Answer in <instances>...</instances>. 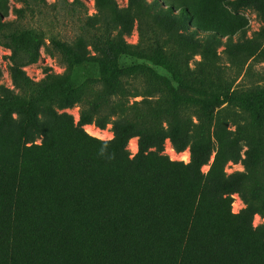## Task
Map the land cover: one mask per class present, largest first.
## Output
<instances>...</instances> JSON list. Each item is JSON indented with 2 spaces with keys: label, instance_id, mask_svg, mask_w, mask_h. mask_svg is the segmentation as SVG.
Segmentation results:
<instances>
[{
  "label": "rangeland",
  "instance_id": "obj_1",
  "mask_svg": "<svg viewBox=\"0 0 264 264\" xmlns=\"http://www.w3.org/2000/svg\"><path fill=\"white\" fill-rule=\"evenodd\" d=\"M114 1L120 11L115 30L120 29L128 43L143 45L136 13L130 8L129 1ZM143 1L149 3L151 10L161 18L172 20L173 23L163 22L165 26H170L173 35L179 32L187 37L184 43H179L176 36L174 39L162 36V39H170L163 40L167 52L183 51L185 61L181 66V75L184 78L204 83L212 80L237 90L264 89V60L238 54L235 50L236 44L246 46L264 26L253 5L235 4V0ZM95 13L94 0H0V86L8 87L17 94L23 93L11 80V49L4 44L8 35L28 30L40 36L38 60L24 67L30 78L39 81L48 72H69L52 44L53 39L68 43L85 57L94 54L92 34L97 32L99 23ZM196 43L207 47L211 45L218 58L213 60L210 55H203V48ZM134 61L122 56L120 65H130ZM144 62L160 77L149 73L130 75L122 79L121 84L126 91L108 97L96 66L90 64L88 76L78 78L74 87L75 102L62 109L51 106L54 114L41 113L38 127L29 129L26 136H22L25 129L22 116L13 113L10 120H6L0 114L2 179L14 174L22 161L26 165L24 180L28 187L21 189L32 201L22 225L13 228L0 218V264L9 260L6 251L12 242L8 253H16L13 257L15 264H123V261H126L125 264H177L176 258L169 260L163 254L165 242L162 240L149 243L150 253L145 246L147 254L143 258L133 256V253L119 254L107 246L109 242L104 241L101 235L95 236L97 231L94 229L52 222L38 202L45 199L49 190L60 188L57 179L61 176L67 180L66 189L72 195H106L112 199L114 206H137L132 202L140 197L138 192H141L145 174L134 167L141 162L155 165L163 176H174L181 181L182 186L174 188L170 199L161 205L160 202L156 204L165 218L161 224L174 227L184 223L183 217L192 198L187 186L207 184L244 171L242 159L247 146L236 130L239 125L252 129L251 113L227 102L217 105L213 109V118L203 123L212 143V152L208 162L199 169L190 165L188 147L177 150L168 138L164 140L161 152L151 148L142 158L138 154L136 136H131L124 144L119 142L110 123L117 115H128L132 121L151 127L166 128L175 117L184 123L197 121L195 111L199 105L196 104L185 105L177 116L163 113L165 99L172 100L174 97L165 80L171 81L172 85L176 83L169 72ZM117 95L128 96L121 98ZM93 100L101 103L100 117L108 121L103 129L94 123L78 124L80 109ZM130 104H135V107L131 109ZM36 168L40 169V175L35 173ZM260 172L261 167L257 174ZM51 176L57 182H50L48 178ZM2 185L0 180V191H4ZM227 196V204L218 203L220 196L209 190L204 214L214 215L229 208L235 216L233 223H228L231 226L229 231L225 227L221 236H237L241 244L248 232L244 227L251 226L255 230V241L250 248L255 252L258 249L257 256L254 253V264H264V257L260 254L264 252V217L250 215L237 193ZM105 200L111 203L108 198ZM13 231L14 236L11 235ZM107 249L110 250L109 255L106 254ZM232 255L236 258L233 264L250 263L251 254L241 259L235 251ZM189 264L198 263L193 261Z\"/></svg>",
  "mask_w": 264,
  "mask_h": 264
},
{
  "label": "trees",
  "instance_id": "obj_2",
  "mask_svg": "<svg viewBox=\"0 0 264 264\" xmlns=\"http://www.w3.org/2000/svg\"><path fill=\"white\" fill-rule=\"evenodd\" d=\"M130 8L136 13L140 39L144 44L128 43L121 30H115L120 16L114 0H94L96 16L98 18L97 32L92 34L91 46L94 54L85 57L78 53L68 43L53 39L52 44L60 54L66 69L65 74L46 73L44 78L35 81L26 73L24 67L34 63L39 57L40 36L32 31L23 30L19 33H11L4 44L11 49L10 70L11 80L15 87L23 93L17 94L12 89L0 86V114L6 120H10L13 113L24 118L25 129L22 136L28 134L29 129L38 127V116L41 113L54 114L51 106L59 109L69 107L75 102L78 78L86 77L90 64L96 66L101 78L106 96L116 95L126 88L121 84L122 79L136 74L145 73L160 77L144 61L169 72L172 80H165L167 86L173 92V99H165L163 113H172L177 116L185 105H199L195 111L196 122H180L174 118L165 128L163 126H146L141 122L129 119L128 115H117L110 123L114 134L120 143L124 144L131 136L138 138V154L142 158L146 152L153 148L155 151L163 150L165 139H169L177 150L188 147L190 152V165L199 169L206 164L212 152V143L206 135L203 124L213 118V109L222 102L237 106L251 113V126L239 125L236 133L246 141V150L242 164L243 172L229 175L224 179L212 180L200 185L186 187L192 197L188 204V210L184 214V223L179 226H163V213H159L156 204L170 199L174 188L182 186L181 181L174 176H163L155 165L144 163L135 164L139 172L145 175L142 178L140 197L132 203L137 206L112 205V199L106 195H82L71 194L66 189L67 180L60 176L58 190H49L44 200L38 204L52 222H64L71 226H84L96 230L95 236L101 235L104 241L109 242V248L119 254L133 253V256L142 257L149 251V243L153 240L164 241L165 256L171 260L176 258L177 264H189L196 261L198 264H233L236 259L232 253L237 252L238 259L250 255V263L254 264V253L257 256L258 249L253 251L252 241H255V230H248L241 244L237 236L222 237L221 231L228 223H233V217L229 208H225L214 215H205L206 194L210 190L219 195L218 203L227 204V195L237 193L246 205L245 210L250 214H259L264 217V89L256 91L231 89L221 83L210 80L204 83L202 80L184 78L181 75V66L185 61L184 53L178 49L167 52L164 48L162 36L166 35L184 43L187 37L183 33L173 35L170 26H165L163 21L172 22L161 18L151 10L149 3L143 0H128ZM235 4L253 5L264 21V0H235ZM151 17V19H149ZM173 23V22H172ZM170 23V24H172ZM0 21V25H1ZM186 38V39H185ZM203 48V55H210L215 60L218 58L216 51L199 43L195 44ZM238 54L264 60V26L258 31L257 36L248 41L247 45L236 44ZM122 56L133 58L130 65H120ZM141 60V61H138ZM125 98L128 95H117ZM106 101V98H104ZM168 105L167 107H165ZM133 109L135 104H130ZM101 103L97 100L89 101L86 107L79 111L78 124H96L99 128H105L108 121L100 117ZM111 115H114L113 113ZM250 130V131H249ZM261 167L258 175L257 170ZM17 168V167H16ZM26 165L22 161L15 173L7 179H2L3 170L0 172V180L3 185L0 191V218L13 228L23 224L31 209L30 196L25 194L28 187L24 180ZM4 171L7 172L6 169ZM35 173L40 175V169ZM16 174V175H15ZM50 182H57L51 176ZM109 199L111 203H108ZM152 203V205H150ZM80 204V205H79ZM219 208V207H218ZM264 227V226H263ZM12 228V229H13ZM14 236V231L11 234ZM12 240V239H11ZM116 244V245H115ZM9 260L4 264H15V252L8 253ZM226 247L228 249L226 250ZM108 248V249H109ZM105 250L110 254V250ZM53 252V251H52ZM264 257V252L260 253ZM208 255V257H207ZM143 258V257H142ZM242 261V260H241ZM126 261H123L125 264ZM137 264V263H134Z\"/></svg>",
  "mask_w": 264,
  "mask_h": 264
}]
</instances>
